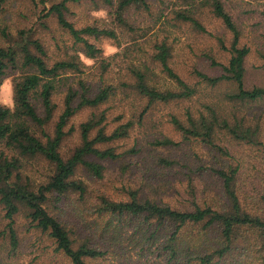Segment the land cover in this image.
<instances>
[{"label":"rangeland","instance_id":"374dc122","mask_svg":"<svg viewBox=\"0 0 264 264\" xmlns=\"http://www.w3.org/2000/svg\"><path fill=\"white\" fill-rule=\"evenodd\" d=\"M59 1L0 0V47L17 45L24 31L25 37L37 39L45 46L49 62L77 57L82 63V72L72 74L74 79L70 81L76 89L80 87L77 77L86 80L93 91L106 83L119 86L118 93L109 102L99 107H84L70 119L67 129L73 127L74 130L63 141L62 154L70 156L81 145L80 124L93 112L106 111L108 131L128 120L135 123L127 137L100 145L113 147L121 154L116 159L100 160L105 166L102 177L93 175L83 166L77 168L73 178L86 186L84 198L80 193L72 192L60 201L52 197L45 204L50 214L63 221L73 237H77L76 245L84 238L83 221L92 222L97 217L94 202L100 195L114 200H128L130 192L136 191L142 200L151 198L177 209L191 210L194 203L220 207L222 183L213 167L220 166L218 161L227 158L198 140H183L171 122L172 116L186 121L188 111L199 115L206 111L207 104L217 107L223 114L246 115L247 124L260 127L258 137L262 144L239 142L225 134L219 136V144L241 163L238 184L243 205L247 209L258 207V201L264 196V99L245 104L232 102L226 96L235 90L233 83L223 81L212 86L197 76L198 71L209 76L220 75L222 66L215 65L213 61L226 64L229 60V51L222 47L220 39L230 46L232 34L222 21L211 10L204 9L198 14L206 27V31H201L175 18L172 9L179 6L180 0H147L148 8H128V25L121 27L116 21L114 7L103 0H68L67 18L76 27L93 25L114 29L119 36L118 40L107 36L89 37L90 42L102 49L100 56L90 58L84 51L83 43H77L59 25L55 15L44 16L50 6ZM223 1L243 33L242 44L250 47L246 59V85L264 86V0ZM162 40L171 47L170 66L189 84L195 85L198 93L191 99L156 103L140 122L147 99L138 94L132 85L122 86V82L133 83L129 67L145 63L154 72L151 83L161 89H177V84L152 59L156 51L155 43ZM104 59L111 65L103 75L101 64ZM19 74L20 71L13 69L7 71L0 85L1 104L13 107L14 79ZM55 101L60 108L63 90L56 94ZM164 137H170L180 145L162 147L153 144L156 139ZM131 148L136 151L128 152ZM160 156L178 162L166 166L159 162ZM52 172L51 166L44 160H27L22 170V181L37 187L45 183ZM28 213L27 208L21 207L14 216L19 239V245L14 250L7 231L10 220L0 203V231H5L0 238L2 264H72L64 253L56 249L54 240L35 226ZM123 219L120 224L113 221V224H118L116 227L123 226L118 244L109 239L105 244L110 248L109 252L90 261L91 264H166L167 255L160 252L156 244L141 249L136 239L141 241L142 237L133 234L137 221L128 225L129 220ZM116 227L112 225L111 229Z\"/></svg>","mask_w":264,"mask_h":264},{"label":"trees","instance_id":"16d2710c","mask_svg":"<svg viewBox=\"0 0 264 264\" xmlns=\"http://www.w3.org/2000/svg\"><path fill=\"white\" fill-rule=\"evenodd\" d=\"M103 2L114 7L116 21L121 27L128 25V8L149 7L147 0ZM67 3L68 0L53 3L44 16L55 15L59 25L77 43H83L87 56L97 58L102 53V49L90 42L89 37L107 36L118 40L114 29L93 25L76 27L67 18ZM204 9L211 10L222 21L232 34V39L230 46L220 39L222 47L229 51L228 62L222 64L213 61L215 65L222 66V73L209 76L198 71L197 76L212 86L223 81L233 83L235 90L226 96L232 102L245 104L263 100L264 86L246 85V59L250 47L242 44L243 33L223 0H180L172 13L176 19L206 31L198 18ZM21 33L22 38L17 45L0 47V85L9 69L20 71L14 79L13 107L0 103V203L10 220L7 231L12 249H17L19 245L14 216L21 207H25L35 226L54 240L56 249L64 253L72 264H91L90 261L104 257L110 250L105 245L107 241L112 239L116 244L120 241L123 226H116L124 217L129 220L128 225L137 221L133 234L142 237L141 241L136 239L141 249L156 244L160 252L167 255L166 264H264V196L256 208L247 209L243 205L238 184L241 163L219 144L221 134L239 142L262 144L258 137L260 127L247 124L246 115L223 114L210 104L199 115L188 111L186 121L172 116L171 122L183 140H198L227 158L218 161L220 166L213 167L222 183L223 200L220 207L194 203L191 210L177 209L151 198L142 200L136 191L130 192L128 200H114L100 195L94 202L97 217L92 222L83 221L84 238L76 245L77 237H73L63 221L50 214L45 204L52 197L60 201L72 192L80 193L84 198L86 186L73 178L77 168L83 166L93 175L102 177L105 166L100 160L116 159L121 154L113 147L100 145L127 137L135 123L128 120L108 131L106 111L93 112L80 124L81 145L65 157L61 146L66 136L74 130L73 127L67 129L70 119L84 107H99L109 102L118 93L119 86L106 83L93 91L86 80L77 77L80 87L76 89L70 81L74 79L72 74L82 72V63L77 57L49 62L45 46L37 39L25 37L24 31ZM154 46L153 61L160 64L163 72L177 84V89H161L151 83L154 72L145 63L129 67L134 81L131 84L123 81L122 86L132 85L138 94L147 99L140 122L152 105L191 99L198 93L195 85L189 84L170 66L171 47L167 41L156 42ZM101 65L104 75L111 63L104 59ZM62 90L63 102L59 108L55 96ZM153 144L166 147L178 146L180 142L164 137L156 139ZM135 151V148H131L128 152ZM33 159L48 162L53 171L48 180L37 187L22 181L26 161ZM159 162L173 166L178 161L160 156ZM114 220L118 224H113ZM112 225L116 227L113 230ZM4 234L5 231H0V238Z\"/></svg>","mask_w":264,"mask_h":264}]
</instances>
